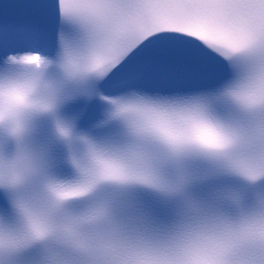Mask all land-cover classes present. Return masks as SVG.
Returning <instances> with one entry per match:
<instances>
[{
	"label": "snow or ice",
	"instance_id": "1",
	"mask_svg": "<svg viewBox=\"0 0 264 264\" xmlns=\"http://www.w3.org/2000/svg\"><path fill=\"white\" fill-rule=\"evenodd\" d=\"M0 264H264V0H0Z\"/></svg>",
	"mask_w": 264,
	"mask_h": 264
}]
</instances>
